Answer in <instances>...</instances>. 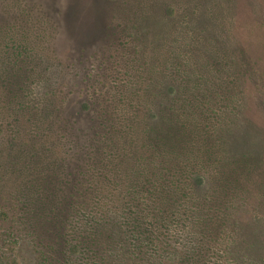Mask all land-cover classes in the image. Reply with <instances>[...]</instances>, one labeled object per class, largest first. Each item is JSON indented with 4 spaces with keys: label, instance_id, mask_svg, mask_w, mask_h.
<instances>
[{
    "label": "rangeland",
    "instance_id": "1",
    "mask_svg": "<svg viewBox=\"0 0 264 264\" xmlns=\"http://www.w3.org/2000/svg\"><path fill=\"white\" fill-rule=\"evenodd\" d=\"M40 120L69 198L145 183L151 235L101 244L106 264H248L234 250L264 243V0H0V197L25 181L1 156L27 160ZM7 248L0 264H46L29 237ZM61 253L50 264H90Z\"/></svg>",
    "mask_w": 264,
    "mask_h": 264
},
{
    "label": "trees",
    "instance_id": "2",
    "mask_svg": "<svg viewBox=\"0 0 264 264\" xmlns=\"http://www.w3.org/2000/svg\"><path fill=\"white\" fill-rule=\"evenodd\" d=\"M35 129L33 137L26 139L31 146L23 150L27 154V160H23L18 164V161L15 160L17 155H15L14 151H7L5 156H1L7 159L6 168L10 172L15 175L21 172L20 174L25 176L24 183L17 184L13 190L1 189L0 241L2 246L8 247V251H4L8 256L14 251V247H17L24 238L29 237L36 247L42 249L40 255H42V259L46 264H50L51 256L61 253V250V255H69V253L73 252L77 255L76 251L80 253V249L84 252L77 256H85L90 264H106V254L100 250L101 244L113 249L121 248L126 246L125 239L127 238H129L130 242L131 240L143 241L148 237L146 234L150 232L147 231L145 222L142 221V219L145 220L144 217L146 215L142 205L146 204H143V195L140 194L137 197L138 192L143 191L145 187V183H139L141 176L138 179L136 177L131 179L126 184L124 181L114 180L116 176H113L112 179L110 178L108 182L111 185L118 184L116 187L112 186L113 191H116L115 188H118L120 184L124 187V196L116 198L114 203H110V198L107 196L101 195L100 197V194L96 195L98 192L104 193L106 189L105 181L87 183L89 184L87 189L95 192L92 204L87 203L85 200L76 201L71 199L67 194V180L58 174L59 162L49 158V160L47 158L44 159L48 157L46 150L50 148V144L54 140L59 139V133L54 134V130L50 126H46V121L43 120L39 121ZM18 132H20V128ZM44 133L47 138H39ZM105 133L108 135L107 132ZM108 138L112 142L113 138L111 139L110 136ZM56 143L59 142L57 141ZM69 148L72 149L73 146L70 145ZM30 159L31 161H29ZM34 159L36 162L42 160L44 165L40 167L36 165L39 171H37L36 175L34 173L33 176H30L29 174L36 170L32 168V165L35 166L33 163ZM3 168L2 175H6L8 171H6L4 166ZM102 173H104L103 175L106 176V179L109 178L107 170ZM84 178L86 182L92 179L87 169H84L82 179ZM2 181H4V178ZM144 182H147V180ZM94 185V189L91 190V186ZM149 188L150 186L148 185L147 189ZM97 189L99 190L97 191ZM136 197L137 200L135 199ZM138 203L141 206H138ZM114 207H119V212L114 210ZM133 212H136V214H132ZM116 214L118 215L116 216ZM209 219V216H207L206 221H209ZM218 224H220L219 221L215 222L213 226ZM49 228L57 229L58 234H53L49 231ZM216 229L215 227L209 228L212 231L211 236H217ZM126 230L132 231L129 232L131 233L129 236L125 234ZM196 231L199 232L197 229ZM122 233L127 236H123ZM166 233L168 234V232ZM132 235H137V238L134 239ZM69 247L70 250L68 251ZM142 249L143 246H140L138 252L134 253L142 256ZM201 249L202 247L197 248L194 255H201ZM234 249L233 246L231 250L233 251ZM263 249L264 243L260 245L256 242L255 245L247 246V252H245V247L243 249H235L234 252L237 254V258L244 259L248 264H264Z\"/></svg>",
    "mask_w": 264,
    "mask_h": 264
}]
</instances>
